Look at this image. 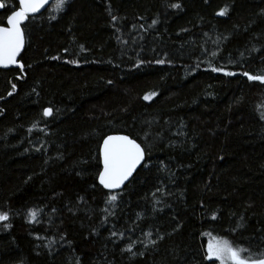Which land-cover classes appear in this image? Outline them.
Wrapping results in <instances>:
<instances>
[{
    "label": "trees",
    "instance_id": "1",
    "mask_svg": "<svg viewBox=\"0 0 264 264\" xmlns=\"http://www.w3.org/2000/svg\"><path fill=\"white\" fill-rule=\"evenodd\" d=\"M4 4L0 26L19 8ZM53 9L23 27V71L0 70V264H219L213 239L264 258V84L243 75L264 76V0ZM117 134L146 162L109 193Z\"/></svg>",
    "mask_w": 264,
    "mask_h": 264
},
{
    "label": "snow or ice",
    "instance_id": "2",
    "mask_svg": "<svg viewBox=\"0 0 264 264\" xmlns=\"http://www.w3.org/2000/svg\"><path fill=\"white\" fill-rule=\"evenodd\" d=\"M69 0H53L54 11L62 12L65 10L66 5ZM48 0H19V10L13 11L10 16L7 17V26H0V68H9L10 66H16L19 69H23L24 65L19 63L17 57L20 55L24 48L25 36L24 30L21 25L24 23L30 14H35L39 12ZM5 5L0 3V8H4ZM173 8H180L179 4L171 5ZM227 9H223L216 14L218 16H225ZM55 19V16L50 17ZM115 17L113 20L115 21ZM156 21H153L155 24ZM213 56L216 55L215 52L212 53ZM56 59V57H53ZM157 63L163 64L164 61L160 60ZM212 72H219L222 69L213 67ZM226 76H234V72H224ZM249 81L259 82L264 84V76H258L254 74H249L247 72L243 73ZM15 89V85H12ZM9 95H12L10 92ZM150 95H145L144 100H149ZM45 117H51L53 111L51 108L45 109L43 112ZM261 118L264 119V112L261 113ZM100 157L102 162V171L98 174L99 185H102L104 189H108L109 192H115L121 189L125 182L133 175L137 168L145 161V150L140 143L128 135H108L103 139L102 145L100 147ZM117 201V195H110L109 202ZM107 211V209H105ZM30 222L35 223L37 212H30ZM213 219L216 217L213 216ZM9 220V216L6 212L0 211V222H5ZM11 225L6 224L5 227H10ZM113 235H116L113 232ZM151 236V233H148ZM39 239V237H38ZM127 251L131 252L132 247L129 246ZM245 253H249L245 256ZM205 258L209 261H219V264H264V258H254L250 251L246 248L240 246H233L227 240H215L210 242L207 246L205 253Z\"/></svg>",
    "mask_w": 264,
    "mask_h": 264
},
{
    "label": "water",
    "instance_id": "3",
    "mask_svg": "<svg viewBox=\"0 0 264 264\" xmlns=\"http://www.w3.org/2000/svg\"><path fill=\"white\" fill-rule=\"evenodd\" d=\"M17 4H19V0H14ZM0 3H3L4 4V0H0ZM53 4V0H48V3L45 5V7L44 8H42L39 12H37V13H35V14H30L29 15V18L24 22V23H22V25H21V27H22V29H23V27L27 24V22H28V20L30 19V18H34V17H38V16H40V15H42L43 13H45L50 7H51V5ZM4 9H5V7L4 8H0V13L1 12H3L4 11ZM19 10V9H18ZM17 10V11H18ZM7 22V21H6ZM5 26H7V23H6V25ZM24 30V29H23ZM24 36H25V33H24ZM25 47H26V37H25V44H24V48H23V50L21 51V53H20V55L17 57V60H18V62L20 63V58H21V56H22V54H23V52H24V50H25ZM11 69H16V70H20L21 72L23 71V69H19V68H17L16 66H10L9 68H7V69H5V68H0V70H3V71H8V70H11ZM47 118H50V117H47ZM138 143V142H137ZM145 162H146V153H145V161L137 168V170L133 173V175L129 178V180L128 181H126L125 182V184H124V186L121 188V189H119V190H116L115 192H111V193H118V192H120V191H122L124 188H125V186L132 180V178L134 177V175L139 171V169L145 164ZM101 167L103 168V166H102V162H101ZM101 171H102V169H101ZM99 183V182H98ZM102 188H103V186L102 185H100ZM104 189V188H103ZM105 191H107V192H109V190L108 189H104ZM110 193V192H109Z\"/></svg>",
    "mask_w": 264,
    "mask_h": 264
},
{
    "label": "rangeland",
    "instance_id": "4",
    "mask_svg": "<svg viewBox=\"0 0 264 264\" xmlns=\"http://www.w3.org/2000/svg\"><path fill=\"white\" fill-rule=\"evenodd\" d=\"M215 240H219V239H213L211 242H214ZM218 263H219V261H218Z\"/></svg>",
    "mask_w": 264,
    "mask_h": 264
},
{
    "label": "bare ground",
    "instance_id": "5",
    "mask_svg": "<svg viewBox=\"0 0 264 264\" xmlns=\"http://www.w3.org/2000/svg\"><path fill=\"white\" fill-rule=\"evenodd\" d=\"M252 83V82H251ZM118 135V134H117Z\"/></svg>",
    "mask_w": 264,
    "mask_h": 264
},
{
    "label": "flooded vegetation",
    "instance_id": "6",
    "mask_svg": "<svg viewBox=\"0 0 264 264\" xmlns=\"http://www.w3.org/2000/svg\"><path fill=\"white\" fill-rule=\"evenodd\" d=\"M5 5V4H4ZM19 9V8H18Z\"/></svg>",
    "mask_w": 264,
    "mask_h": 264
}]
</instances>
